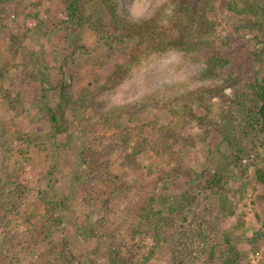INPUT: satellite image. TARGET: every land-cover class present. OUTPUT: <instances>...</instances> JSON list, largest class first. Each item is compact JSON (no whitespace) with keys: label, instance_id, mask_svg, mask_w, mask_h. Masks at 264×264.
<instances>
[{"label":"rangeland","instance_id":"obj_1","mask_svg":"<svg viewBox=\"0 0 264 264\" xmlns=\"http://www.w3.org/2000/svg\"><path fill=\"white\" fill-rule=\"evenodd\" d=\"M171 1L118 3L123 15L144 19L162 7L166 17ZM223 8L211 12L210 18L236 31L239 19ZM9 11L14 14L7 18ZM85 12L93 20L110 21L101 0L89 2ZM189 24L194 36L186 51L144 58L120 85L110 88L111 75L132 61L138 38L99 39L96 30L75 15L71 0H14L10 10L0 8V218L9 207L12 181H24L35 196L33 213L44 211L41 197L61 203L59 223L50 239L65 243L81 264L109 263L110 237H102L104 229L120 230L119 237L134 244L127 251L132 258L155 245L158 232L161 243L148 264H211L214 247L219 256L215 244L221 243L223 231L241 218L248 235L257 239L253 245H243V263L264 264V183L255 177L264 146L258 128L248 122L254 105L252 85L264 83V25L260 43L247 38L228 48L218 37H201L195 24ZM212 59L223 67L212 79H201ZM175 82L211 93L210 110L206 102L192 97L132 118L107 114L114 105ZM65 84L69 86L64 94ZM62 99L66 109L53 127L51 109ZM187 107L193 109L192 119L184 114ZM171 124L179 133L172 140L174 147L184 156L178 163L149 152L139 158L143 175L126 174L117 164L113 174L125 179L120 187L96 179L84 161L83 148L96 138L128 126L149 132ZM188 133L195 135L193 144ZM199 133L205 134L204 141L197 142ZM144 179L156 185L147 197L154 199L161 227L156 230V223H149L150 230L133 239L130 229H137L139 222L132 209L144 191ZM111 186L120 193L111 195ZM108 196L116 199L109 206L111 218L105 211ZM232 208L236 214L231 217ZM0 241L4 246L5 239ZM47 246L42 240L41 249Z\"/></svg>","mask_w":264,"mask_h":264},{"label":"trees","instance_id":"obj_2","mask_svg":"<svg viewBox=\"0 0 264 264\" xmlns=\"http://www.w3.org/2000/svg\"><path fill=\"white\" fill-rule=\"evenodd\" d=\"M13 1L0 0V8L7 6L10 10ZM91 1L93 0H71V6L74 8L75 15L96 30L99 39L108 41L109 37L119 39L134 37L139 40L129 65L125 68L120 67L109 78L110 88L120 85L124 78L132 74L133 67L141 64L144 58L154 60L157 56L170 52L186 51V43L194 36L189 21L195 24V29L201 37H218L228 48H234L247 38L260 43V33L264 25V5L260 0H172L171 10L166 17H163L164 7H162L144 19H133L123 15L119 10L118 0H101L110 14L109 22L93 20L86 14V6ZM221 5L224 6L226 14L239 19L240 23L236 31L229 30L219 21L210 18V13ZM6 14L7 18H10L14 13L9 11ZM219 61L218 59L209 60L200 78L212 79L215 70L223 67ZM67 86L69 85L63 86L62 93L65 94ZM199 91L191 89L182 82L166 83L146 93L138 100L112 106L107 114L132 118L143 110L166 108L192 97L206 102L210 110L211 93L203 89ZM250 95L253 97L254 105L249 109L248 122L252 128H258L262 136L260 146H264V83L256 81L252 85ZM65 109L64 99L58 103L57 108L51 109L50 122L53 127L58 124L59 114L64 113ZM192 110L191 107H187L184 113L188 119L194 117ZM178 134V126L172 124L160 128L152 127L149 132H146L144 127H124L111 136L96 138L85 145L83 158L90 165L91 172L96 179L121 187L125 179L113 174V169L117 164L124 168L126 174L143 175L145 167L141 165L139 158L146 153L152 152L169 161L180 162L184 156L175 149L172 142ZM186 138L192 144L196 142L195 135L192 133H188ZM197 139V142L204 141L205 134L199 133ZM255 177L257 182L264 183V158L262 164L255 167ZM149 184L151 183L145 180L144 191L135 200L137 207L135 210L132 209L133 218L139 222L137 229H130L133 239L138 233H146L148 229L150 230L149 223L155 222L156 230L161 227V220L157 219L160 212L157 213L154 210V199H148L149 195L147 197V194L151 193L149 190L155 189L156 185ZM111 189L109 193L113 196L120 193L118 187L111 186ZM39 193H44V191L41 190ZM34 198L33 189L24 181H12L7 194L9 207L5 209V213L3 212L0 218V238L5 239V245L0 244V264H81L65 243L50 239L53 229L59 223L62 212L59 211L62 208L61 203L41 197L44 200V211L33 213L31 208ZM115 200L113 197L106 201L108 206L105 207V211L110 213L107 214V218H111V208ZM229 213L232 217L236 214V209H230ZM104 230L102 237L109 236L111 245L107 253L108 264H148L156 256V247L161 243L157 232L155 245H152L142 255L132 258L127 251L133 249L134 244L128 245L132 242L123 241L119 237L120 230L114 233L111 229ZM42 240L48 242L45 249H41ZM114 241L118 242L116 247H114ZM220 241L221 243L215 244L216 247H220L219 256L214 254V247L210 255L211 264H244L243 245L245 243L253 245L257 239L248 235L244 220L239 218L235 225L223 231Z\"/></svg>","mask_w":264,"mask_h":264}]
</instances>
